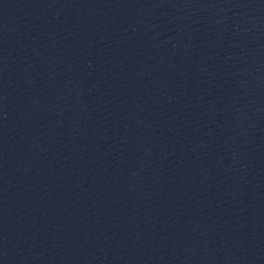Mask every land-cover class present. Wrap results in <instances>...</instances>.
<instances>
[{
	"label": "water",
	"instance_id": "water-1",
	"mask_svg": "<svg viewBox=\"0 0 264 264\" xmlns=\"http://www.w3.org/2000/svg\"><path fill=\"white\" fill-rule=\"evenodd\" d=\"M0 264H264V0H0Z\"/></svg>",
	"mask_w": 264,
	"mask_h": 264
}]
</instances>
